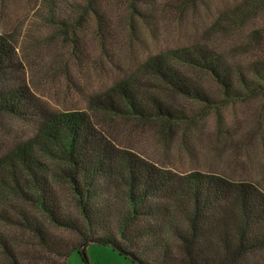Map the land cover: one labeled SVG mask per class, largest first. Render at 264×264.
Returning a JSON list of instances; mask_svg holds the SVG:
<instances>
[{"label":"trees","instance_id":"trees-1","mask_svg":"<svg viewBox=\"0 0 264 264\" xmlns=\"http://www.w3.org/2000/svg\"><path fill=\"white\" fill-rule=\"evenodd\" d=\"M198 2L204 4L44 0L37 35L62 36L73 51L69 58L77 57L82 36H94L100 45L107 36H127L132 47L141 28L160 36L162 16L196 9ZM225 20L226 26L223 19L210 24L212 38L228 37L215 36L235 23ZM260 20L264 26V16ZM205 31L187 45L160 48L126 67L116 64L120 79L92 95L91 108L108 120H159L169 131L198 113L166 104L163 94L215 110L223 102L259 99L251 127L231 147L256 141L264 151V29L246 36L244 48L230 42L224 49L210 46ZM9 36L0 33V81L16 86L0 88V129L28 120L37 123L38 133L0 157V264H63L73 250L87 264L77 245L85 251L88 243L111 245L136 264H264V193L254 177L264 176V165L248 175L240 169L179 174L114 148L87 112L52 113L41 105L19 76L22 61ZM255 50L260 54L242 57ZM218 121L216 134L231 141L234 133ZM44 157L56 164L49 166ZM56 228L75 238L56 234Z\"/></svg>","mask_w":264,"mask_h":264},{"label":"rangeland","instance_id":"rangeland-1","mask_svg":"<svg viewBox=\"0 0 264 264\" xmlns=\"http://www.w3.org/2000/svg\"><path fill=\"white\" fill-rule=\"evenodd\" d=\"M43 6L44 0H0V33L12 35L9 37L14 40L22 61L19 76L28 91L48 112H87L89 120L103 132L114 148L125 149L166 172L234 174L240 169L248 175L254 174L261 164L264 165V151L256 145V141L244 147H231L251 127L253 113L260 109L259 99L223 102L215 110L163 94L166 104L180 108L186 114L198 113L195 121L189 124L174 123L169 131L166 130L168 127L162 128L159 120L138 122L118 116L108 120L104 113L92 109L89 101L92 95L101 94L120 79L116 64L126 67L144 60L149 53L160 48L187 45L194 37L201 35L198 30L206 29L205 36H211L208 39L210 46L218 44L224 49V43L235 42L244 48L241 42L246 36H251L255 29H264L260 20L264 16V4L260 0H204V4L198 2L196 9L186 7L179 15L167 12L160 21L163 28L161 35L150 36L141 28L142 36H133L132 47L127 44V36H107L101 45L94 36H82L77 57L72 58H69L73 52L69 42L63 41L62 36L37 35L40 32L36 23ZM228 18L235 22L232 27L215 35L228 37L212 38L214 35L210 24L216 19H223L225 22L222 24L226 26L228 22L225 19ZM164 28L169 31L166 32ZM30 33L33 36H27ZM255 54L259 55L260 51L255 50L242 57ZM97 58L105 68L98 66ZM9 85L16 86L0 81V88H8ZM149 90L155 97H161L155 90ZM144 106L148 108L147 104ZM234 118H237L235 123ZM219 119L222 127L234 133L231 141H225L216 134ZM8 127L7 132L0 129V157L17 143L25 142L38 133L37 123L28 120H12ZM44 158L49 166L56 164L51 158ZM254 177L257 178L258 189L264 193V176ZM65 199L69 202L66 196ZM53 231L60 236L75 238L72 233L62 229ZM85 254L89 264H136L107 244L88 243ZM63 264L84 263L80 254L73 250Z\"/></svg>","mask_w":264,"mask_h":264},{"label":"water","instance_id":"water-1","mask_svg":"<svg viewBox=\"0 0 264 264\" xmlns=\"http://www.w3.org/2000/svg\"><path fill=\"white\" fill-rule=\"evenodd\" d=\"M83 246H84V244H82V246L79 247L78 250H79L81 253H83V254L85 255V251H84V249H83ZM87 264H89V263H87Z\"/></svg>","mask_w":264,"mask_h":264}]
</instances>
